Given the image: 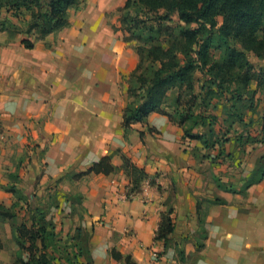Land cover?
Listing matches in <instances>:
<instances>
[{
	"label": "crops",
	"instance_id": "1",
	"mask_svg": "<svg viewBox=\"0 0 264 264\" xmlns=\"http://www.w3.org/2000/svg\"><path fill=\"white\" fill-rule=\"evenodd\" d=\"M100 3L78 20L69 16L68 26L42 39L0 32V203L12 204V185L17 190L24 182L41 185L50 197L68 193L62 189L65 179L74 182L80 192L74 204L83 210L79 222L70 200L41 208L57 233L65 235L75 226L88 232L92 264H126V256L135 264H264V178L243 192L223 190L215 181L241 187L264 154L252 159L258 141L242 143L241 138L240 144L230 138L224 146L230 155L222 168L252 146L246 150L251 163L238 185L235 173L199 172L200 162L210 166L199 158L210 151L215 157L217 150L197 140V154L194 139H183L182 128L162 112L153 111L125 130L129 75L138 55L120 28L108 24L107 6ZM23 38L32 41L30 48ZM216 118L218 131L225 115ZM253 123L233 124L232 131L251 135ZM102 157L114 169L89 171ZM124 158L143 172L132 192ZM126 192L131 197L125 198ZM168 208L173 229L165 243L155 234ZM0 223L9 225L15 246L11 258L0 243V264H9L17 246L9 220Z\"/></svg>",
	"mask_w": 264,
	"mask_h": 264
},
{
	"label": "trees",
	"instance_id": "2",
	"mask_svg": "<svg viewBox=\"0 0 264 264\" xmlns=\"http://www.w3.org/2000/svg\"><path fill=\"white\" fill-rule=\"evenodd\" d=\"M80 3L81 0H0V32L9 36L23 32L35 40L42 39L68 26L69 9ZM11 17L22 21L25 28L20 29ZM119 24L123 39L134 40L138 55L137 65L129 75L130 100L122 122L125 130L134 122H145L153 111L162 112L182 128L183 139L200 140L203 148L216 149L214 158L229 157L224 151L229 141L227 133L235 122L247 126L242 108L255 111V95L264 87V67L255 66L250 59L251 55L264 58V0H125ZM21 42L27 48L32 46L29 38ZM196 73L201 74L200 79ZM214 98L225 101V125L221 127L224 133L220 136L214 135L217 118L210 111ZM199 126L201 131L193 132ZM261 128L264 134V113ZM241 138L242 143L257 142L247 130L236 134L234 140L241 144ZM122 161L124 171L132 177L129 191H135L143 172L126 158ZM113 169L109 158L102 157L89 171L108 173ZM263 178L264 154L238 189L219 179L215 181L223 190L243 192ZM8 190L17 194L14 185ZM213 201L223 202L219 198ZM15 207V202L8 207L0 203V219L11 223L17 246L9 264H92L86 247L88 232L81 226L61 235L43 208H35L18 220ZM171 212L168 208L162 214L155 234L165 243L173 229ZM203 245L201 242L198 248ZM125 263L135 264L129 256Z\"/></svg>",
	"mask_w": 264,
	"mask_h": 264
},
{
	"label": "rangeland",
	"instance_id": "3",
	"mask_svg": "<svg viewBox=\"0 0 264 264\" xmlns=\"http://www.w3.org/2000/svg\"><path fill=\"white\" fill-rule=\"evenodd\" d=\"M125 0H81V3L74 8H70L69 9V16L70 18L73 19H80L78 17H80V15L82 13H86L89 10H95L99 3L100 4H104L105 6H107V8L104 10V17L107 19L108 24H110L112 26V28L114 30H117L118 28H120V24H119V15H120V10L124 4ZM5 14V13H4ZM12 21L15 22L18 27L20 29H24V23L21 21H19V19L11 17ZM219 22L221 21V18H218ZM22 31V30H21ZM17 34H23V32H19ZM16 35V34H15ZM14 35V36H15ZM131 43H133V45H135L134 40L131 41ZM250 59L253 61V63L255 64V66L257 67H264V58L261 59H257L254 56H250ZM196 78L200 79L201 78V74L200 73H196ZM252 86H254V82H252ZM200 82L197 81L196 82V89H198ZM224 101V100H223ZM220 102L219 100H217V98H214L212 100V105L214 106L213 108H211V112L218 116L220 118H222V115H225L224 112V102ZM255 101L257 102L256 104V109L255 111H250L251 113L247 114V108H242L245 116H247V119H252V120H247L246 119V123H251L254 122L253 124H251L249 127L251 129V135L252 137H254L255 139H257V143L254 145L253 152H252V159L254 157V155L258 152L264 151V134L262 131V128H260V114L264 113V87H262V89H259L257 94L255 95ZM167 109V108H166ZM166 109H164L166 111ZM216 123H219V121L217 120ZM236 124V122L234 123ZM225 125V124H224ZM221 126V125H220ZM237 127V126H235ZM202 127H196L193 129V132H197V131H201ZM224 129V128H223ZM221 130L220 132H217V129L215 130V134L217 136L222 135V133H224V130ZM232 130L234 131V126H232ZM230 130L227 137H229L228 139L232 138L234 139L235 137V133ZM238 130V129H236ZM235 130V132H236ZM242 131V130H241ZM240 132V131H239ZM193 140V139H192ZM193 147L194 149H196L197 154H200V145L197 144V140L194 139L193 140ZM251 145H246L245 146V150L242 151L241 149L239 150L238 154L234 155V161L231 160H227L228 167H221V165H223L224 160L221 157L220 158H214V157H209V155L213 154L212 151H210V154H206L205 151L203 154V157L199 158L200 160H204V159H208L210 161V166H207V164H203V162H200V165L198 166L197 170L201 173H235L236 176L233 179V183L236 184H240L241 183V179L242 178V173H246V169L247 166L251 163V159L249 160V157L247 159L246 157V153H247V149L251 148ZM193 149V150H194ZM229 149H233L232 147H229ZM191 150V149H190ZM250 153V152H249ZM248 153V154H249ZM237 157V158H236ZM249 167V166H248ZM13 180V179H12ZM66 182H64V187H62V189L65 188L66 191H68V193L65 192H57L56 194H50L51 196L48 197L47 194H44V192L41 191V185L37 186L35 184H29V183H23V186L17 190V194L13 195L14 196V200L13 202H15L16 207L14 208L17 217H22L25 214L30 215L31 212L35 209V208H41L44 205H52L54 203H64L67 200H70L72 203V212L75 215V217L78 218V222L80 220V218L82 217V208L74 203H78L80 200V192L78 191V186L75 185L74 182L66 180ZM19 182H21L19 179L16 180V183L19 184ZM22 183V182H21ZM55 197V198H54ZM18 205V206H17ZM1 220V219H0ZM0 243L1 245L6 249V255H10L11 258H13V254H14V242L12 240L11 237V230L9 225H3V223H0Z\"/></svg>",
	"mask_w": 264,
	"mask_h": 264
},
{
	"label": "built area",
	"instance_id": "4",
	"mask_svg": "<svg viewBox=\"0 0 264 264\" xmlns=\"http://www.w3.org/2000/svg\"><path fill=\"white\" fill-rule=\"evenodd\" d=\"M131 195H132L131 193H129V192L127 193V192H126L125 195H124V197H125V198H126V197H131Z\"/></svg>",
	"mask_w": 264,
	"mask_h": 264
}]
</instances>
